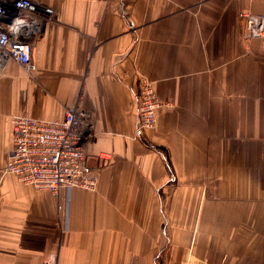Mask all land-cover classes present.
Here are the masks:
<instances>
[{"label":"crops","instance_id":"obj_1","mask_svg":"<svg viewBox=\"0 0 264 264\" xmlns=\"http://www.w3.org/2000/svg\"><path fill=\"white\" fill-rule=\"evenodd\" d=\"M36 69L0 74V264H264V0H38ZM159 99L135 136L138 77ZM93 113L94 190L4 171L15 115Z\"/></svg>","mask_w":264,"mask_h":264},{"label":"built area","instance_id":"obj_2","mask_svg":"<svg viewBox=\"0 0 264 264\" xmlns=\"http://www.w3.org/2000/svg\"><path fill=\"white\" fill-rule=\"evenodd\" d=\"M48 18L47 9L38 0H0V74L12 60L29 74L34 72V50ZM240 23L246 43L264 36V14L244 10ZM137 95L135 136L154 128L158 109L168 105L145 76L138 77ZM12 129L13 143L4 171L15 174L21 183L54 195L62 189L97 187L98 167L90 164L86 151L94 136L90 110L71 108L64 117L53 119L15 115ZM41 264H59V252L52 251Z\"/></svg>","mask_w":264,"mask_h":264}]
</instances>
